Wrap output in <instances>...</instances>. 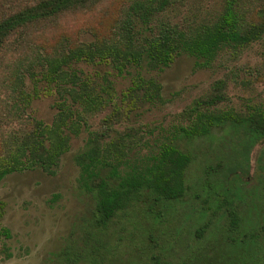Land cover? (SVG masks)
<instances>
[{"label":"trees","instance_id":"1","mask_svg":"<svg viewBox=\"0 0 264 264\" xmlns=\"http://www.w3.org/2000/svg\"><path fill=\"white\" fill-rule=\"evenodd\" d=\"M115 1L119 0H0V67L8 52L29 44L36 29L52 26L69 13L97 7L107 12ZM174 8L175 0H129L106 37L60 41V45L44 53L37 48L24 68L31 79V92L20 90L22 103L14 104L12 111L22 114L40 91L56 95L55 111L49 123L25 116L16 131L5 136L0 132V181L12 172L35 168L52 173L68 151L71 137L84 131L82 148L73 155V162L77 167V187L92 200L89 226L94 233L90 236L99 241L104 229L123 221L138 229L139 238L147 240V246L154 247L159 244L150 229L166 221V207L190 191L185 175L192 158L179 142L184 146L215 137L223 144L233 141V147L222 154V159L209 161L200 181L193 184L199 188L193 193L199 202L186 217L193 212L198 221L187 230L193 246L188 247L178 264H215V217L220 209L227 212L228 231L235 234L233 239L230 236L228 245L243 239L257 248L261 245L264 264V200L257 205H262L261 215L250 231L240 230L239 216L233 210L236 204L248 206L241 184L248 175L249 149L264 139V109L247 107L241 112L219 108L218 104L227 100L224 80H214L206 94L194 98L178 114L184 123L174 126L173 140L161 141L156 149L141 154L146 141L139 129L127 125L116 129L115 125L122 115L127 117V112L136 108V102L158 100L160 85L151 77L136 74L131 85L117 97L106 73L94 72L100 75L99 84L78 67L107 65L115 74L128 73V68L158 70L180 54L208 66L220 50L234 56L264 35V0H221L215 17L194 27L172 21L167 14ZM14 75L15 83L22 85L19 72ZM38 81L43 83L40 88ZM107 106L110 112L100 119L98 127L91 129L87 117ZM6 122L0 117V130L1 123ZM263 158L264 147L254 174L264 191ZM231 182H237L239 199ZM2 208L0 202V216ZM246 217L249 220L247 214ZM0 236L8 238V229L0 228ZM110 249L107 243H98L88 252L77 253L69 264H100ZM161 253L150 254L152 264H163Z\"/></svg>","mask_w":264,"mask_h":264},{"label":"rangeland","instance_id":"2","mask_svg":"<svg viewBox=\"0 0 264 264\" xmlns=\"http://www.w3.org/2000/svg\"><path fill=\"white\" fill-rule=\"evenodd\" d=\"M128 1H115L107 12H103V7H97L91 11L62 15L54 25L33 31L29 44L6 54L3 66L0 67V117L7 120L5 124L1 123L0 132L3 136L16 131L26 119L25 116L49 123L55 111L53 101L56 95H46L41 91L30 100L22 114L12 111L15 109L14 104L22 103L20 90L31 92V79L24 68L33 59L36 49L40 47V52L44 53V50L51 51L60 45V41L79 42L94 40L96 36L106 37L110 33V26ZM220 4L221 0H175V8L167 15L172 21L194 27L213 19ZM200 61L187 54H180L161 69L128 68L129 72L122 74H115L107 65L79 64L78 67L93 76L99 84L102 83L100 75L106 73L117 97L131 85V79L136 74L144 78L151 77L160 85L158 100L136 102V108L127 112V117L122 115L120 122L115 125L116 129L126 125L137 127L146 141L139 151L144 154L156 149L157 143L173 138L174 126L184 123L178 114L194 98L206 94L214 80H224L227 100L219 103V108L241 112L247 110V107L264 109V35L234 56L220 50L210 65H200ZM17 71L22 78V85L15 83L14 73ZM96 71L100 75H94ZM37 85L40 88L43 83L38 81ZM110 110L107 106L88 116L89 127H98L100 119ZM85 135L81 131L78 136L71 137L68 151L60 157L52 173L35 168L12 172L1 179L0 202L3 208L0 228L8 229L9 237L0 236V264H69V260L77 253L88 252L102 242L107 243L111 249L100 264H152L150 254L153 252H162L160 263L178 264L185 258L188 247L193 246L187 230L198 221L195 213L192 215L193 212L191 217H186L199 202L193 196L199 188L193 187V184L200 181L202 171L209 161L222 159V154L233 147V141L223 144L215 137L184 143V146L179 142L192 158L185 175V183L190 191L181 200L166 207V221L156 224L154 230L150 229L156 236V242L162 246L159 249V245L147 246V240L139 238L138 229L123 221L104 229L105 233L100 238L95 236L99 241L90 236L94 233L89 226L92 200L77 187V167L73 162V155L82 148ZM229 138L226 137L227 140ZM263 147L264 139H261L249 149L248 175L241 184L249 207L236 204L233 208L239 216L237 225L242 232L252 230L261 215L262 205H257L264 200V191L254 174ZM236 185L237 182L230 183L231 189L238 196L240 190ZM252 204L256 206L252 207ZM228 220L226 211H217L215 259H212L215 264H262L261 245L257 248L245 239L228 245L235 238V234L228 231ZM230 236L233 237L230 239ZM201 262L199 260L198 263ZM83 263L80 261L78 264Z\"/></svg>","mask_w":264,"mask_h":264}]
</instances>
